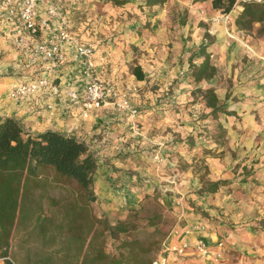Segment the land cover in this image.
<instances>
[{
    "label": "crops",
    "instance_id": "1",
    "mask_svg": "<svg viewBox=\"0 0 264 264\" xmlns=\"http://www.w3.org/2000/svg\"><path fill=\"white\" fill-rule=\"evenodd\" d=\"M7 1L0 0V122L7 117H14L33 133L57 131L86 143L98 162L94 183L98 201L105 200L106 205L112 207L116 203L118 191H125L130 198V193L136 189L133 183L147 173L157 175L158 181L167 180L168 184L162 189L166 202L185 205L194 196L193 191L202 189V184L193 172V162L200 150H203L206 153V165L210 170L208 178L212 182L231 180L228 186H221L215 193H201L200 199L206 210L211 213L227 206V211L235 209L234 218L238 221H259L264 218V39L255 41L253 52H247L244 47L227 37V21L220 10L214 9L213 0L209 1L208 8L215 12V16L219 14L223 18L208 30L209 34L215 36L214 43L207 44L212 65L219 71L224 60L228 59L230 63L232 56L242 52L248 53L249 57L256 56L254 59L258 69L247 73V78H258V83L251 81L242 85L244 80L241 79L234 92L231 90L233 94L229 97L231 93L228 94L226 88L212 84L218 73L212 80L196 82L193 76L194 66H200L205 57L193 56V50L190 48H194V44L199 46L201 39L200 42L194 39L192 45H188L189 42L185 45V35L179 36L177 31L179 25L173 26L165 22L167 7H150L146 5V0H127L124 6H116L111 2L103 3L109 12L105 16L110 23L106 22L108 25L101 27L95 19L85 32L88 23L75 24L66 14L68 12L62 11L59 17L52 21L51 28L39 35L38 40H48L52 32L66 29L77 42L92 45L95 48L94 61L101 78L111 89L129 98L132 107L138 110V115L132 116L128 110L113 102L87 111L82 106L74 105L67 95L69 91L84 93L86 89L82 73L83 61L76 55L75 42L63 45L67 54L66 64L43 65L34 59L27 49L15 46L13 41L19 31L10 13L17 7L18 1L12 0L9 6H3ZM204 6L198 3L192 13L200 14L199 9L203 10ZM238 6L239 3L236 2L230 13L229 24H233L236 18L233 13L239 14L243 10L242 6ZM45 9L43 5L40 7L41 17L46 15ZM195 15H192V18ZM158 20L162 21V24H159ZM200 20L199 18L198 22L190 21L183 27V31L187 32L186 36L193 26L192 30L200 37L203 31L199 27ZM99 21L105 23L103 18ZM158 37L163 38L165 43L175 41L176 48L185 50L184 55L176 53L174 62H177V74L180 70L187 72L184 75L189 81V88H199L204 84L202 92L214 89L219 99L218 106L233 113L228 116L224 114L221 118L212 115V108L208 107L205 99L201 105L190 103L188 109L198 110L202 106L207 114L206 120L202 121L205 124L203 127L208 130L202 137L203 141H200L201 138L194 141L184 137L189 132L193 136L201 121L196 124L192 118L188 120L179 114L171 113L167 105L140 98V95H146L142 91L143 85L158 72V55L153 52L149 55L151 57L140 60L138 66H134L140 67L145 75L144 80L139 81L134 70L130 71V46L141 47L146 45V42L149 46H155L158 45ZM181 59L182 66L179 65ZM41 76L49 77L59 85L61 94H38L22 99L11 97L17 84L30 82ZM242 77L244 76L241 75L240 78ZM236 94H240L243 99L239 102L240 105L231 101ZM235 116L240 117V120L236 121ZM227 148L234 152V157L228 153L224 154ZM244 159L246 163L242 164ZM178 162L185 166H180ZM239 162L246 170L251 169L248 176L235 178L232 169ZM243 178L246 180L243 181ZM227 188L230 191L226 192ZM136 195L141 196L139 193ZM105 198L110 199L111 203H107L109 200ZM230 198H233L232 202ZM179 217L185 220L187 225L177 227L168 243L176 244L183 238L194 243L200 236L207 240L217 238L216 234L201 229L194 234H188L192 226L201 223L196 222L191 213H182ZM207 220L210 221V218ZM195 255L197 254L193 249H189L182 256H172L170 263L185 264L188 257Z\"/></svg>",
    "mask_w": 264,
    "mask_h": 264
},
{
    "label": "rangeland",
    "instance_id": "2",
    "mask_svg": "<svg viewBox=\"0 0 264 264\" xmlns=\"http://www.w3.org/2000/svg\"><path fill=\"white\" fill-rule=\"evenodd\" d=\"M209 1L167 0L164 5H158L161 8H168L165 22L173 26L175 24L179 25L177 31L180 33L179 36L183 37L185 35L183 38L185 45L187 42H189L188 45H192L194 39L197 42H200L199 40L201 39L199 46L194 44L195 47L190 48L193 50V56L198 53V48L203 43H214L215 36L209 34L208 30L210 26L216 24L218 21H222L223 18L225 19V17L222 18L219 14L215 16V12L208 8ZM103 3L106 4L102 0H58L56 2L59 14L62 11L68 12L66 14L70 16V20L75 24L88 23L84 32L95 19L98 20V24H101V27L108 25L106 22L110 23L105 16L109 12ZM198 3L205 6L203 10L199 9L200 14L195 15L192 13V9L197 7ZM243 4L241 1L239 6L243 7ZM239 14L233 13L236 16L233 24L232 22L231 24L228 23L230 19H225L227 21V29L225 31L230 40L236 41L247 52L251 53L253 52L252 46L255 45V41L264 39V36L257 34L259 25H256L253 33H245L239 30L235 24ZM192 15L195 16L192 18ZM100 18H103L105 23H101L99 21ZM199 18L201 19L199 27L203 30L200 37L192 30L193 26L189 29L186 36L187 32L183 31V27L190 21L198 22ZM158 23L162 24V21L158 20ZM173 31L174 28H172ZM160 35L161 33L158 31V36ZM163 41V38L158 37V45L156 44L155 46L151 44L150 47L149 44L147 45V42L145 43L146 45L141 47L130 46V52L132 53L131 72L135 69V65L138 66L140 60L148 58L153 52L158 55V72L143 85L142 91L146 95H140V98L149 102L157 101L158 104L167 105L171 109V113L179 114L180 117L188 120L192 118L196 124L198 121H201L198 124V128L194 130L193 136L189 132L184 137L189 138V140L193 139L194 141L201 138L200 141H203L202 137L208 130L206 127H203L205 124L202 121L206 120L207 114L203 111L202 106L198 110H190L188 107L190 103L201 105L204 102L202 92L204 84H201L199 88H195V86L189 88V81L187 76H185L187 72L180 70L183 74H180V72L177 74V62H174L176 53L184 55L186 54L185 50L176 48L175 41L166 43ZM254 57L256 56L249 57L248 53L242 52L237 56H232L230 63V60H224L212 84L215 87L226 88L228 94L231 93L229 94V97H231L236 84L241 82V79L244 80L242 85L251 81L258 83V78H247V73L253 69H258ZM222 58L224 59L225 57L222 56ZM182 62L183 59L180 60V66H182ZM237 73L238 76L236 77ZM241 75L244 77L240 78ZM129 101L131 103L130 99ZM231 101L234 104L238 103L240 105L239 102L243 101V99L240 94H236L232 97ZM224 114L218 115V117L223 118ZM235 117L236 121L240 120V117ZM180 139L182 140L181 137ZM226 151L224 154L228 153L234 157L232 150L227 148ZM204 155L206 153L200 150L193 162V172L199 179L202 187L206 182L211 181L208 178L210 170L206 165ZM210 155L213 156V154ZM245 163L244 159L242 164ZM250 163L254 164L255 161H250ZM178 164L182 167L185 166L181 162H178ZM242 164L239 162L232 169V172L236 175L235 178H241L242 175L248 176L251 173V169L246 170ZM46 173L41 178L43 180L41 187L31 189V193L24 201L23 211L18 216L13 231L9 259L16 264H94L93 262L101 250H104L109 255L116 253L119 242L109 237L104 231L103 226L93 224L90 215L78 218L77 224L75 227L73 226V231L69 228L68 219L65 214L66 208L69 203L81 204L79 187L75 182L71 181L60 180L61 182H54V173L52 171ZM242 180L244 181L246 178ZM160 181H158V176L155 174H143L133 183L136 189L130 193V198L125 191L124 194L120 190L116 194L117 199L113 207L107 206L105 200H99L92 207L96 209L98 216L104 214L112 223L129 221L131 224L137 225L140 229V232L137 233L148 244L152 245L159 242V233L167 235L166 241L170 240L177 227H185L187 225V222L179 217L180 214L191 213L196 222L201 223L200 227L202 231L207 233L212 232L217 235L218 239L216 237L212 240L211 238L206 239L213 252L218 250L219 243H223L222 255L217 260L195 255L188 257V261L185 264H264V218L259 221H238L234 218L235 209L231 208L227 211V206L210 213L206 210L200 199L202 196L200 191H193L192 194L194 196L185 205L182 203H168L163 199L164 194L162 192L163 187L168 182L167 180ZM223 181H227V184L223 186H228L231 183V180ZM225 191H230V189L227 188ZM137 193L141 196L138 197ZM105 199L109 200L107 203H111L110 199ZM230 201L232 202L233 198H230ZM102 202L103 205H101ZM94 214L95 212H93ZM158 215H161L162 219H158ZM209 218L210 221L207 220ZM155 225H159V227ZM160 249L162 247L157 246L154 248V251H159ZM4 264H6L5 260Z\"/></svg>",
    "mask_w": 264,
    "mask_h": 264
},
{
    "label": "trees",
    "instance_id": "3",
    "mask_svg": "<svg viewBox=\"0 0 264 264\" xmlns=\"http://www.w3.org/2000/svg\"><path fill=\"white\" fill-rule=\"evenodd\" d=\"M103 1L116 6L127 4V0ZM166 2L167 0H146V5L153 7L164 5ZM236 2L237 0H213V7L220 10L223 15H228ZM235 24L245 33H253L256 25H259L257 34L264 36V1L244 3L243 11ZM208 46L202 44L196 54L197 58L205 57L200 66H194L193 76L196 82L212 80L218 73L217 68L211 63V56L207 52ZM134 74L139 81L145 78L140 67L134 69ZM203 97L208 107L212 108V115L233 114L218 106L219 99L214 89L203 92ZM97 170V158L90 147L74 136L57 131L33 133L14 117H7L0 122V259H4L6 264H16L9 259V250L18 216L23 211L24 201L31 193V189L41 187L42 176L52 171L54 182L66 180L75 182L79 187L81 204L69 203L66 208L69 228L73 231L78 218L90 215L93 224L103 226L109 237L119 242L116 253L109 255L101 250L94 264H153L161 251V249L154 251V248L162 247L167 235L159 233V242L155 245L148 244L137 233L140 232L137 225L129 221L112 223L106 215L98 216L96 209L92 207L98 203L94 186ZM226 184L227 181L223 180L209 181L200 192L215 193ZM158 219H162V216L158 215Z\"/></svg>",
    "mask_w": 264,
    "mask_h": 264
},
{
    "label": "built area",
    "instance_id": "4",
    "mask_svg": "<svg viewBox=\"0 0 264 264\" xmlns=\"http://www.w3.org/2000/svg\"><path fill=\"white\" fill-rule=\"evenodd\" d=\"M17 7L11 10V16L18 28L19 35L14 38V44L20 49H27L34 59L43 65L55 64L64 65L67 63V54L63 45L68 42H75L76 55L83 61V77L86 81L84 93L69 91L68 97L72 99L74 105L82 106L87 111L98 109L107 103H115L120 108L128 110L132 116L138 115V110L134 109L125 96H121L117 90L111 89L101 78L97 65L94 61L95 48L92 45L79 43L71 33L62 29L51 33L48 40H38L39 35L51 28L52 21L59 17V8L56 4L58 0H17ZM246 2L262 3L264 0H238L239 4ZM12 0H8L3 6H7ZM45 6L44 17H41L40 7ZM9 6V5H8ZM238 8H242L238 6ZM229 19L230 14L224 15ZM62 90L59 85L46 76L17 84L12 90L13 99H22L31 95L46 94L59 95ZM201 229L200 225L192 226L188 234H194ZM223 243H219L218 250L213 252L208 242L203 236L198 237L194 243H190L187 238H183L179 243L165 242L162 246L158 258L153 264H171L172 256H182L193 249V252L201 257L219 259L222 255ZM0 264L4 260L0 259Z\"/></svg>",
    "mask_w": 264,
    "mask_h": 264
}]
</instances>
